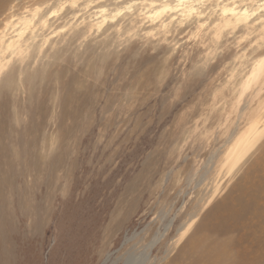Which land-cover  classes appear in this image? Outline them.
Here are the masks:
<instances>
[{
	"label": "rangeland",
	"instance_id": "1",
	"mask_svg": "<svg viewBox=\"0 0 264 264\" xmlns=\"http://www.w3.org/2000/svg\"><path fill=\"white\" fill-rule=\"evenodd\" d=\"M104 59L91 71L87 57L69 62L23 89L0 84V264H123L128 255L139 264H264L259 117L212 172L191 178L199 210L189 221L159 193L197 169L186 146L199 134L193 116L206 121L217 102L173 116L187 89L176 72L167 87L157 78L160 57ZM262 73L264 60L239 88Z\"/></svg>",
	"mask_w": 264,
	"mask_h": 264
},
{
	"label": "clouds",
	"instance_id": "2",
	"mask_svg": "<svg viewBox=\"0 0 264 264\" xmlns=\"http://www.w3.org/2000/svg\"><path fill=\"white\" fill-rule=\"evenodd\" d=\"M9 5L0 9V84L23 89L55 77L69 62L81 66L84 57V71H91L101 52L106 65L144 55L160 57L157 78L166 87L176 72L187 89L173 116L186 104L217 102L206 121L199 110L193 116L199 134L186 146L196 150L197 169L181 170L159 193H168L177 214L187 213L189 221L199 210L189 199L191 178L212 172L250 119L259 117L264 128V73L247 90L239 88L264 60V0H9ZM193 68L202 71L194 74Z\"/></svg>",
	"mask_w": 264,
	"mask_h": 264
},
{
	"label": "bare ground",
	"instance_id": "3",
	"mask_svg": "<svg viewBox=\"0 0 264 264\" xmlns=\"http://www.w3.org/2000/svg\"><path fill=\"white\" fill-rule=\"evenodd\" d=\"M141 260H143L141 255L138 256L128 255V257L124 260L123 264H139Z\"/></svg>",
	"mask_w": 264,
	"mask_h": 264
}]
</instances>
